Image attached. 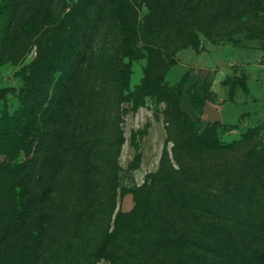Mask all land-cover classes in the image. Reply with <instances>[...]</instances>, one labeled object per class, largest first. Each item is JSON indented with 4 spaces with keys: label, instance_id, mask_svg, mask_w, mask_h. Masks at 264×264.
Listing matches in <instances>:
<instances>
[{
    "label": "rangeland",
    "instance_id": "obj_1",
    "mask_svg": "<svg viewBox=\"0 0 264 264\" xmlns=\"http://www.w3.org/2000/svg\"><path fill=\"white\" fill-rule=\"evenodd\" d=\"M158 176L264 264V0H0V264H110Z\"/></svg>",
    "mask_w": 264,
    "mask_h": 264
},
{
    "label": "trees",
    "instance_id": "obj_2",
    "mask_svg": "<svg viewBox=\"0 0 264 264\" xmlns=\"http://www.w3.org/2000/svg\"><path fill=\"white\" fill-rule=\"evenodd\" d=\"M139 26L135 21L133 27ZM207 190L181 188L166 176L154 178L143 191H132L137 204L129 213H116L98 254L110 264H242L241 241L246 240L241 223L220 220V196Z\"/></svg>",
    "mask_w": 264,
    "mask_h": 264
}]
</instances>
